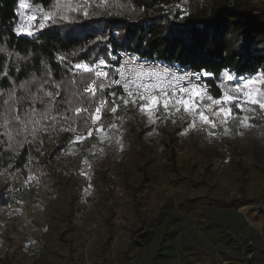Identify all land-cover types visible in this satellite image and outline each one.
I'll use <instances>...</instances> for the list:
<instances>
[{
	"label": "trees",
	"instance_id": "1",
	"mask_svg": "<svg viewBox=\"0 0 264 264\" xmlns=\"http://www.w3.org/2000/svg\"><path fill=\"white\" fill-rule=\"evenodd\" d=\"M29 1L44 13L55 12L57 22H44V27L31 36L17 35L14 29L20 20L16 16L18 0H0V230L3 229L8 246V251L0 256V264H25L30 255L23 243L32 232H41L52 241L57 236L67 254L53 253L68 264H78L75 255L81 241L80 200L86 181L79 172L63 173L56 159L77 135L83 134L86 139L83 149L90 145L93 138L88 131L94 125L90 118L87 125L81 123L89 113L76 119L73 110L83 107L94 112L97 105L80 99L90 96L84 89L93 76L74 74L72 64L93 63L109 51L122 48L143 58L205 70L215 76L225 69L233 75H252L264 71V0H109L106 7L93 0L87 7V16L80 12L82 8L72 10L81 4L79 0ZM69 4L71 8L67 7ZM182 7L189 10V16L181 17ZM61 15L68 19H59ZM177 33L196 34L195 47L186 48L176 42L173 37ZM22 85L41 95L54 86H59L56 90L66 98L75 93L76 102L68 106V119L57 118L52 125L40 127L30 147L22 143L23 137L17 136L14 128L5 127L4 101L21 94ZM113 91L116 97L109 95ZM212 95L220 97L216 87ZM119 97L120 90L105 89L103 93L98 90L94 98L107 100L104 121L113 116L111 101L116 100L115 114L127 116L124 123L134 137L128 153L136 158L134 172H117L123 196L116 194L105 166L92 170L94 196L106 203L107 212L98 219L102 234L97 244L102 264L111 262L109 253L118 236L122 237L115 250L118 261L138 264L137 249L151 240V228L159 221L156 215L149 218L146 208L152 206L161 213L166 206L167 201L160 200L152 188L155 160L141 143L155 128L161 136L160 158L166 177L190 188L206 189L205 196L181 198L178 207L182 211L189 212L203 204L236 208L259 203V198L244 190L238 197L214 194L206 174L199 171L198 162L179 158L182 133L190 120L173 113L159 114L162 119L155 128H144L134 120L140 107L132 103L125 106ZM241 170L245 184L243 175L248 167L243 162ZM14 208L20 212L11 216L9 211ZM259 212L264 217L262 206Z\"/></svg>",
	"mask_w": 264,
	"mask_h": 264
},
{
	"label": "rangeland",
	"instance_id": "2",
	"mask_svg": "<svg viewBox=\"0 0 264 264\" xmlns=\"http://www.w3.org/2000/svg\"><path fill=\"white\" fill-rule=\"evenodd\" d=\"M79 1L81 4L76 9L82 8L80 12L84 13L93 0ZM98 1L100 5L108 6L109 0ZM28 3L30 8L21 11L35 14L37 20L27 21L24 16L20 17L19 22L23 19L34 32L40 29L41 22L46 21L43 20L44 12L34 7L29 0ZM256 87L264 91L259 84ZM225 88L227 90L230 86ZM68 98L72 99V104L76 102L75 93H69ZM202 103L207 104V100ZM184 112L192 116L195 122L182 133L183 139L178 147L179 158L198 162L199 171L206 174L214 194L238 197L244 190L249 196L259 198V203L236 208L203 204L189 212L182 211L178 207L181 198L205 196L206 189L190 188L166 177L160 158L161 136L155 128L162 116L151 118L147 111L140 109L134 120L144 128H155L141 142L149 156L155 160L151 173L152 188L160 200L167 202L161 213H157L152 206L146 208L149 218L156 215L159 221L151 228V240L142 243L137 249L138 264H264V217L259 212V206L264 208V112L258 108L255 114L241 113L234 109L235 120L229 119L224 123L222 119H217L215 128L202 124L194 114ZM205 114L211 117L207 109ZM188 115H185L186 119ZM245 115L249 119L242 125L239 121ZM125 118L127 116L124 114H113L108 121L102 120L98 125L92 123L94 132L90 145L83 149L85 137L82 142L74 138L58 155V168L63 173L79 172L87 182L84 176L87 169L105 166L110 172L116 194L123 196L118 186L117 172L127 169L132 173L136 163V158L128 153L134 137L124 123ZM202 125L208 128L207 132L202 129ZM98 128H103V131H97ZM241 162L248 167V172L243 175L245 184L241 180ZM80 204L81 241L75 259L78 264H102L97 244L102 234L98 219L101 215H107L106 203L96 198L93 191H85L84 187ZM19 212L20 209L14 208L9 214L12 216ZM121 241V236L116 237L109 253L111 262L104 264H121L115 251ZM23 244L30 255L25 264H68L53 253L57 251L67 254V248L60 244L57 236L52 241L41 232H32ZM7 251L8 246L1 229L0 256Z\"/></svg>",
	"mask_w": 264,
	"mask_h": 264
},
{
	"label": "snow or ice",
	"instance_id": "3",
	"mask_svg": "<svg viewBox=\"0 0 264 264\" xmlns=\"http://www.w3.org/2000/svg\"><path fill=\"white\" fill-rule=\"evenodd\" d=\"M59 8V5H55ZM71 8V5H67ZM30 8L28 0H18V10L16 16H26L27 21L35 22L37 16L29 12L21 11ZM73 11L77 9L72 8ZM183 12V9L179 10ZM84 15L88 12L85 9ZM59 19L67 20V15H61ZM44 21L57 22V14L55 12H47L43 14ZM40 28L44 27V23H40ZM17 35L26 34L33 35L32 30L26 25L22 19L19 26L14 29ZM72 39L71 34L68 37ZM173 39L183 44L186 48L195 47L197 43L196 34L177 33ZM111 56L112 63L99 59L98 64L90 66L88 63H77L74 69L81 74H91L94 78L90 85H86L84 91L90 93V96L80 98L89 105L96 103L94 112L90 108L76 107L73 111L76 119H80L83 113H89V117L81 119V123L87 125L90 118L93 124L101 120L102 109L106 103L105 100H94L96 92H104L108 87H116L123 90V95L119 97L123 104L127 106L129 103L140 107L141 111L149 113L162 107L164 110L181 108L184 111L194 114L202 124L216 127L215 121L222 119L227 123L229 119L235 120L234 109L241 113H256L257 108L264 112V91L256 87L257 84L264 88V71L254 72L252 75L242 76L233 75L229 70L225 69L219 74V79L232 86L224 90L219 98H214L210 94L211 89L208 80L215 79V74L201 70L192 72L190 70H180L173 67L161 65H144L137 62V58H129L121 62L115 55ZM241 58L244 59L245 52L241 46ZM63 60L64 58L61 57ZM114 74V76L112 75ZM6 78V77H5ZM88 79L89 76H84ZM100 83L97 84V81ZM107 81V83H105ZM59 86H54L53 90L46 91L42 95L35 94L32 87L21 86V94L14 95L9 100L4 101L7 105V116L5 119V127L14 128L17 136H22V143L31 144L32 138L42 126H50L56 122L57 118L67 120L69 105L72 104L71 98H66L61 91L56 90ZM219 87V86H218ZM112 97H116L115 91L109 93ZM126 97V98H125ZM207 100V104L202 101ZM111 112L117 111L116 100L111 101ZM42 109V110H41ZM205 109L211 113V117L205 114ZM249 117L244 116L239 121L244 124ZM115 127V124L112 125ZM103 131V128L96 129ZM88 135H92L89 129ZM83 136L77 135L75 140L82 142ZM10 143V141H5Z\"/></svg>",
	"mask_w": 264,
	"mask_h": 264
},
{
	"label": "built area",
	"instance_id": "4",
	"mask_svg": "<svg viewBox=\"0 0 264 264\" xmlns=\"http://www.w3.org/2000/svg\"><path fill=\"white\" fill-rule=\"evenodd\" d=\"M182 9L184 10L181 14V17H187L189 16L190 12L189 10L186 8V7H182ZM109 53H111L112 55H115L117 58H119V60L121 62H123L124 60H128L129 58H137V62L140 63V64H144L146 66L148 65H161V66H168V67H173V68H177V69H180V70H190L192 72H198L199 70H196L194 68H190V67H182V66H177V65H171L169 63H166V62H163V61H160V60H156V59H149V58H143V57H140L138 56L136 53H134L133 51H130V50H127V49H117L115 51H109L107 54L105 55H102L100 56L95 62L93 63H90V62H87V61H77V62H74L72 64V72L74 74H77V75H82L81 73L77 72L75 69H74V65L77 64V63H88L90 66L94 65V64H98L99 63V59H104L106 62H109V63H112L111 61V56L109 55ZM205 71V70H204ZM210 73V72H209ZM213 74V73H212ZM114 76V74H112ZM94 78V77H93ZM92 82V81H91ZM90 82V84H91ZM100 83V81L98 80L97 81V84ZM105 83H107V81H105ZM208 85H209V88L211 89V92L210 94L212 95L213 93V90L214 88L216 87L220 93V95L222 94V92L224 90H226L225 86L229 85L230 87L232 86L231 84H228L226 82H223L219 79V76H216L215 79H212V80H208ZM219 86V87H218ZM106 89H118L120 90L121 92V96L123 95V90L120 89V88H116V87H108ZM98 91V90H97ZM97 93V92H96ZM126 98V97H125ZM106 101L103 109H102V117H101V120L98 121L96 124L94 125H98L102 122L103 120V116H104V110H105V106L107 104V100L104 99ZM117 112V111H116ZM115 112V113H116ZM114 113V114H115ZM169 113H173V114H177L179 115L180 117H183L186 119V116L185 115H188L186 114V112H184V110L181 108L180 110H176V109H170V110H164L162 107L158 108L157 110L149 113L148 112V116L149 117H156L158 116L159 114H162V115H167ZM189 116V115H188ZM188 120H190V125L193 124L195 122L194 118L192 116H189L187 118ZM202 129L204 131L207 132V127L202 125ZM81 136H84L83 134H80ZM91 175H92V170L91 169H87L86 172L84 173V176L85 178L87 179V182H86V186H85V191L87 192H92L93 191V186H92V181H91Z\"/></svg>",
	"mask_w": 264,
	"mask_h": 264
}]
</instances>
